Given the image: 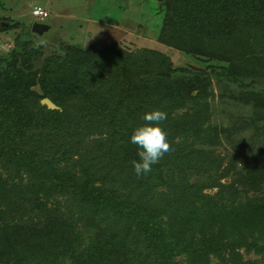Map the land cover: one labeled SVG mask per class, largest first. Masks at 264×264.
<instances>
[{"label":"trees","instance_id":"1","mask_svg":"<svg viewBox=\"0 0 264 264\" xmlns=\"http://www.w3.org/2000/svg\"><path fill=\"white\" fill-rule=\"evenodd\" d=\"M153 2L158 41L203 68L118 44L66 46L36 72L26 43L0 55V264H255L240 250L264 254V167L225 184L189 180L223 160L202 151L220 143L207 124L212 80L244 83L232 99L264 119V0ZM153 109L167 113L171 151L138 177L130 137Z\"/></svg>","mask_w":264,"mask_h":264},{"label":"rangeland","instance_id":"2","mask_svg":"<svg viewBox=\"0 0 264 264\" xmlns=\"http://www.w3.org/2000/svg\"><path fill=\"white\" fill-rule=\"evenodd\" d=\"M153 1L0 0V23H8L1 29L9 28L0 32V55L8 56L14 48L21 51L17 45L26 43L28 49L39 54L32 62V70L36 72L41 70L45 59L60 54L66 46L118 44L129 52L144 48L159 51L169 58L173 67L203 68L186 53L158 41L161 17L157 14L158 3ZM34 6L48 12L49 17L43 23L49 26V31L43 35L33 33L30 28L36 21L31 16ZM226 80V77L219 82L212 80L207 108V124L218 130L220 143L202 149L211 158L217 156L223 160L213 172H191L189 180L196 185L230 183L234 172L243 171L245 166L264 167V119L256 121L251 108L232 99V92L240 88L242 91L244 83L236 86L232 82L225 86ZM259 80L260 90H264V76ZM34 90L38 91V87ZM183 111L186 109L179 112ZM216 190L205 189L204 192L214 194ZM240 253L255 264H264V254L246 256L243 249ZM210 264H216V260Z\"/></svg>","mask_w":264,"mask_h":264},{"label":"clouds","instance_id":"3","mask_svg":"<svg viewBox=\"0 0 264 264\" xmlns=\"http://www.w3.org/2000/svg\"><path fill=\"white\" fill-rule=\"evenodd\" d=\"M166 119V112L153 109L143 115L144 123L133 129L130 142L137 146L139 160H133L131 164L138 177L150 173L152 166L171 151L168 133L162 127Z\"/></svg>","mask_w":264,"mask_h":264},{"label":"water","instance_id":"4","mask_svg":"<svg viewBox=\"0 0 264 264\" xmlns=\"http://www.w3.org/2000/svg\"><path fill=\"white\" fill-rule=\"evenodd\" d=\"M8 23H0L1 27H6ZM31 31L37 35H43L49 31V26L44 23L33 22L31 25ZM40 104L46 106L49 110H58L59 108L52 103L49 99L43 98L40 101Z\"/></svg>","mask_w":264,"mask_h":264},{"label":"built area","instance_id":"5","mask_svg":"<svg viewBox=\"0 0 264 264\" xmlns=\"http://www.w3.org/2000/svg\"><path fill=\"white\" fill-rule=\"evenodd\" d=\"M31 16L38 22L43 23V21L48 18V12L41 6H34L31 9Z\"/></svg>","mask_w":264,"mask_h":264}]
</instances>
